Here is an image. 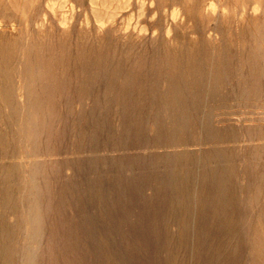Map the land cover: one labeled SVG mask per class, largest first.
<instances>
[{"label": "rangeland", "instance_id": "obj_1", "mask_svg": "<svg viewBox=\"0 0 264 264\" xmlns=\"http://www.w3.org/2000/svg\"><path fill=\"white\" fill-rule=\"evenodd\" d=\"M0 264H264V0H0Z\"/></svg>", "mask_w": 264, "mask_h": 264}, {"label": "bare ground", "instance_id": "obj_2", "mask_svg": "<svg viewBox=\"0 0 264 264\" xmlns=\"http://www.w3.org/2000/svg\"><path fill=\"white\" fill-rule=\"evenodd\" d=\"M212 6H213V7L215 6V3H214V2L211 3V7H212ZM214 8H215V7H214Z\"/></svg>", "mask_w": 264, "mask_h": 264}]
</instances>
